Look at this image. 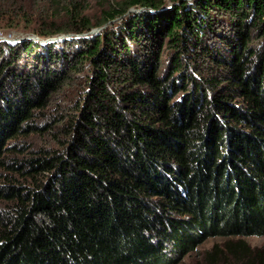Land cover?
I'll return each instance as SVG.
<instances>
[{
	"label": "trees",
	"instance_id": "trees-1",
	"mask_svg": "<svg viewBox=\"0 0 264 264\" xmlns=\"http://www.w3.org/2000/svg\"><path fill=\"white\" fill-rule=\"evenodd\" d=\"M112 1L96 34L69 3V29L0 39V264H179L211 237L208 264H264L240 239L264 235V0ZM81 67L63 149L14 156Z\"/></svg>",
	"mask_w": 264,
	"mask_h": 264
},
{
	"label": "rangeland",
	"instance_id": "rangeland-1",
	"mask_svg": "<svg viewBox=\"0 0 264 264\" xmlns=\"http://www.w3.org/2000/svg\"><path fill=\"white\" fill-rule=\"evenodd\" d=\"M11 1V2H10ZM0 0V8L3 6L7 10H12V8L18 10L21 7L23 11L28 14L27 19L24 23L19 17V22L17 27H7L6 23L1 22L0 31L3 35L11 37L7 39H2L5 41H19L20 39H33L36 40L38 30L42 27L45 28H70L71 22L69 21L65 9H67L66 4L77 3L81 6L82 15L87 17L91 23L92 28L89 32L83 33L82 35H93L102 31L108 24L105 25L101 22V17L104 16L105 11L110 8L109 6L113 3L112 0ZM120 1V0H117ZM168 3L169 0H166ZM15 4V6H11ZM5 9V10H6ZM1 10V9H0ZM133 12V11H131ZM28 24L27 26H25ZM73 24H79L78 21ZM103 24V25H101ZM62 31V30H61ZM78 34L74 33H59L57 40L66 37H75ZM36 36V37H34ZM55 36V37H56ZM1 39V38H0ZM55 39V38H54ZM218 41V38H216ZM215 41V38L212 39ZM208 62L204 61V65ZM166 60L164 58V63L162 66V71L166 67ZM88 68H79L74 73H71L69 80L62 85L56 92H53L46 106L36 113L35 123L40 129L35 132H29L22 134L17 140H11V144H17L22 146L20 151H16L14 156L19 158L25 157L30 154V152H38L40 150H46L48 152L56 151L59 152L63 149L64 143L69 139L68 135L65 133L70 119L74 117V112L76 105L81 102L82 90L87 85ZM204 74L205 72H200ZM36 155V153H35ZM12 156V154H10ZM0 173H5L0 172ZM26 181L25 183H29ZM236 239V238H235ZM238 239V238H237ZM243 242H246L252 249H260L264 247V235L261 236H249L245 238H240ZM224 240L218 237H211L207 239L202 244H200L195 250L187 254L179 264H208L206 258L208 254H212L215 247L220 250L223 249L222 245ZM214 253V252H213ZM229 264H234V261L229 260Z\"/></svg>",
	"mask_w": 264,
	"mask_h": 264
},
{
	"label": "built area",
	"instance_id": "built-area-1",
	"mask_svg": "<svg viewBox=\"0 0 264 264\" xmlns=\"http://www.w3.org/2000/svg\"><path fill=\"white\" fill-rule=\"evenodd\" d=\"M7 37H11V35H8V36H5V35H3V33L0 31V38L1 39H9V38H7Z\"/></svg>",
	"mask_w": 264,
	"mask_h": 264
},
{
	"label": "water",
	"instance_id": "water-1",
	"mask_svg": "<svg viewBox=\"0 0 264 264\" xmlns=\"http://www.w3.org/2000/svg\"><path fill=\"white\" fill-rule=\"evenodd\" d=\"M37 39H38V38H37ZM37 39H36V40H37ZM46 41H47V40H46ZM48 41H49V40H48Z\"/></svg>",
	"mask_w": 264,
	"mask_h": 264
}]
</instances>
